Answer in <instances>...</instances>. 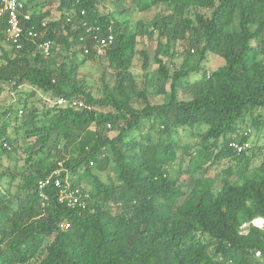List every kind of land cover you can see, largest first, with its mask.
Listing matches in <instances>:
<instances>
[{
  "label": "trees",
  "instance_id": "1",
  "mask_svg": "<svg viewBox=\"0 0 264 264\" xmlns=\"http://www.w3.org/2000/svg\"><path fill=\"white\" fill-rule=\"evenodd\" d=\"M30 3L18 47L0 23V94L17 96L0 105V264H264V0H58L55 20ZM102 58L94 96L79 68Z\"/></svg>",
  "mask_w": 264,
  "mask_h": 264
},
{
  "label": "rangeland",
  "instance_id": "2",
  "mask_svg": "<svg viewBox=\"0 0 264 264\" xmlns=\"http://www.w3.org/2000/svg\"><path fill=\"white\" fill-rule=\"evenodd\" d=\"M22 1L26 2L27 0H22ZM30 1H31L30 7H31L32 10H34V9H37V11L48 10L49 13H50L49 14V20H55V19L58 18L59 13L56 10V8L58 6V0H30ZM121 2H122L123 6L125 8H127V9L131 8L129 0H121ZM143 17H145V14L134 13L133 15H131V17H127V19L133 24L136 19H141ZM137 41L138 42L140 41L139 43L144 44V48H145V50L147 51V53L149 55L150 61H149L148 72L154 71L156 69L157 65L152 60L153 54H154L152 46H150L147 43V41H148L147 39L140 40L138 38ZM1 45L5 49H8V46L5 45L4 43H1ZM164 61L168 62V60H164ZM180 61H181V59L179 58L175 62L179 63ZM191 62H193L192 59H191ZM221 65H222V61L218 57L212 56V55H210L208 57L207 67H208L209 70H211V71L215 70L216 68L220 67ZM103 72H107V73L111 72L110 68L107 66L106 60L103 59V58H102L101 62H99V63L98 62H90V61L89 62H85L79 68V73L85 77L86 84H87L90 92L94 96H97V95L99 96L100 95L99 94V90H98L99 83H100L99 79L102 76ZM132 73L136 77L137 83L141 84V81L143 79V72L140 69V63H139L138 59H135L134 62H133ZM22 89L25 92L30 91V88L28 86H24V87H22ZM16 101H17V96L15 94L14 95L8 94V87H6V86L3 87V90H2V92L0 94V105L8 106L9 104H15ZM37 107L40 108L41 105L39 104V105H37ZM19 115H20V112H19ZM7 133L9 135H11L12 134V129L8 128ZM180 138H181V142L182 143H186V144H189V145H192V144L197 142V139L194 136L190 135V133H188V132L185 133L184 131H180ZM258 139L259 140L256 143V147L259 148L261 156L262 155L264 156V131H262L259 134V138ZM26 142L27 141L20 140L19 141V145H25ZM259 160H260V158L258 160H256L254 164L257 165L259 163ZM225 164H226L225 161H223L222 163L219 164V165H222V166H218V167H224L223 165H225ZM254 164H253V166H255ZM230 181L231 182L236 181V177L235 176L231 177ZM179 183H181V182H179ZM3 185H5V184L2 183V186ZM82 185H84V184H82ZM182 188L184 189V187H182ZM181 200H182L181 197L177 198V203H180ZM256 223H259V220H256ZM241 229H245V228L241 227ZM36 263H37V260H34L30 264H36Z\"/></svg>",
  "mask_w": 264,
  "mask_h": 264
},
{
  "label": "built area",
  "instance_id": "3",
  "mask_svg": "<svg viewBox=\"0 0 264 264\" xmlns=\"http://www.w3.org/2000/svg\"><path fill=\"white\" fill-rule=\"evenodd\" d=\"M24 6L23 2L21 0H0V23L6 22V29H5V35L6 40L11 41L13 44L17 45L18 47V41L21 38V34L23 33V28L21 26L20 17H22L24 20L28 21L30 19V13L23 11ZM45 22L42 23L44 26ZM28 36L31 38H34L36 36L33 31L28 32ZM111 42V37L108 36L107 39H101L99 41L100 45L98 47V53L102 52L101 48L105 47L107 44ZM39 50L42 53L44 57H47L49 55L50 50V43L49 42H43L39 44ZM64 103L63 100H59L58 102ZM77 103V102H76ZM73 103V105H77L78 107H81L82 103ZM230 146L235 149L237 152H241L243 149L248 147V143H244L243 145H239L235 142H232ZM48 181H45L44 183L40 184V187L44 184H46ZM54 185L56 187H61L62 182L59 179H55ZM78 193V190H75L73 193H65V191H62L59 196V201H63L65 199L68 200L69 205H81V201L79 200V196H75V194ZM259 220V219H256ZM256 220L252 222V224L255 227L262 228L263 226V220H261L260 224L256 223ZM242 228H246V225H243ZM242 233H246V229H243ZM256 256H259V253H256Z\"/></svg>",
  "mask_w": 264,
  "mask_h": 264
},
{
  "label": "bare ground",
  "instance_id": "4",
  "mask_svg": "<svg viewBox=\"0 0 264 264\" xmlns=\"http://www.w3.org/2000/svg\"><path fill=\"white\" fill-rule=\"evenodd\" d=\"M261 222H260V220H259V223H257V224H260Z\"/></svg>",
  "mask_w": 264,
  "mask_h": 264
}]
</instances>
